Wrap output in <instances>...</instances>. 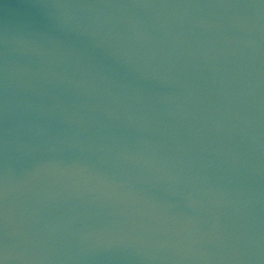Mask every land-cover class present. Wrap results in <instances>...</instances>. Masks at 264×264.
Masks as SVG:
<instances>
[{
  "label": "water",
  "instance_id": "water-1",
  "mask_svg": "<svg viewBox=\"0 0 264 264\" xmlns=\"http://www.w3.org/2000/svg\"><path fill=\"white\" fill-rule=\"evenodd\" d=\"M0 264H264V0H0Z\"/></svg>",
  "mask_w": 264,
  "mask_h": 264
}]
</instances>
